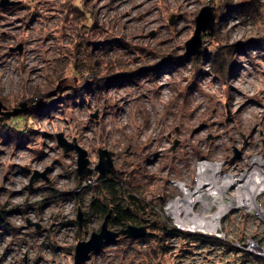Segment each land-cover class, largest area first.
<instances>
[{
    "label": "rangeland",
    "instance_id": "374dc122",
    "mask_svg": "<svg viewBox=\"0 0 264 264\" xmlns=\"http://www.w3.org/2000/svg\"><path fill=\"white\" fill-rule=\"evenodd\" d=\"M9 1L0 5V98L24 110L0 121V264H75L77 243L106 217L95 196L140 204L146 221L168 226L169 180L193 186L204 158L238 174L253 154L264 160V0ZM207 5L214 29L202 34L200 59L188 60ZM217 51L231 61L226 77L211 66ZM60 132L88 150L91 167L100 148L111 151L115 186L82 187L78 153L58 144ZM161 242H114L81 264L190 261L191 249Z\"/></svg>",
    "mask_w": 264,
    "mask_h": 264
},
{
    "label": "built area",
    "instance_id": "2783aa9c",
    "mask_svg": "<svg viewBox=\"0 0 264 264\" xmlns=\"http://www.w3.org/2000/svg\"><path fill=\"white\" fill-rule=\"evenodd\" d=\"M262 161L263 164L255 165L258 166L256 169H252L254 166H251L250 162L246 168L247 176L242 181L250 179V182L255 185L258 181L256 177H264V160ZM243 170L239 174L243 173ZM227 173L222 170L223 175ZM96 174H98L97 177ZM234 174L238 175L237 172ZM179 181L178 179L169 180L170 188H175L177 194L167 199V203L183 196L184 192ZM98 182H100L99 173L96 171L92 175L85 176L82 187H89ZM236 186L226 189L222 203L228 206L217 221L213 213L219 210L221 202H215L210 212L205 214L207 220L205 226L187 229L180 227L175 220L168 225L176 230V233L164 238L163 243L168 252H176L177 249L182 251L184 247L191 249V256H188L191 257L190 261L187 263L180 259L177 264H264V182L256 191L254 203L235 201L234 194H227L233 187L235 193ZM251 186L248 187L251 188ZM176 207L182 208V204L177 202Z\"/></svg>",
    "mask_w": 264,
    "mask_h": 264
},
{
    "label": "water",
    "instance_id": "95a60500",
    "mask_svg": "<svg viewBox=\"0 0 264 264\" xmlns=\"http://www.w3.org/2000/svg\"><path fill=\"white\" fill-rule=\"evenodd\" d=\"M14 4L9 0H2L0 5L6 7L7 5ZM213 6L207 5L203 7L197 17H196V27L195 32L190 39L186 41V52L185 57H192L193 55H199L206 50V46L203 47V37L202 34L214 29L216 22V15L213 12ZM21 49V46L19 47ZM26 103H23L22 106H25ZM24 109L15 108L12 110L7 109V106L4 104L3 100L0 98V121L4 118H9L13 115L18 114ZM93 116H97L96 114ZM58 144L64 148L66 152L71 150H76L78 153V175L80 177L92 175L97 171L100 175H106L109 173H115L116 167L114 165L113 153L107 149H99V162L91 167V160L89 158V152L86 148L82 147L76 139L73 142L68 141L62 132L57 133L56 135ZM234 159L239 158L240 151L235 150ZM47 169L43 173L36 172L34 178L39 176L45 177ZM113 208L107 213L105 220L99 231H94L91 237L87 240H80L76 245L75 250V264H81L83 261L87 260L90 254L93 252H100L104 246L114 243L120 236L132 239H141L144 238L148 233L151 226H155L157 222H150L142 225H137L129 223L120 229L110 228L109 221L112 216ZM2 214V209L0 208V215ZM79 224L83 223V213L79 211L78 215Z\"/></svg>",
    "mask_w": 264,
    "mask_h": 264
},
{
    "label": "bare ground",
    "instance_id": "6f19581e",
    "mask_svg": "<svg viewBox=\"0 0 264 264\" xmlns=\"http://www.w3.org/2000/svg\"><path fill=\"white\" fill-rule=\"evenodd\" d=\"M262 158L261 154H253L251 156V166H254L252 169L258 167L255 165L263 164ZM222 167V162L211 161L207 158L201 159L198 164L196 184L191 186L185 181H179L184 194L183 196L177 197L175 200L169 201L166 209L169 214L174 217L180 227L196 229L205 226L207 224L205 214L210 212L215 202H221L219 210L213 213L217 221L223 210L228 206L222 203L226 195V189L235 185H237L233 195L235 201H248L249 203H254L256 191L264 182V177H256L258 181L253 185L250 179L242 181L247 176L245 175L248 173L247 169H244L243 173L238 175L230 171L223 175ZM236 168L238 169L239 166H235L231 170ZM255 176L257 175L255 174ZM249 185H252L251 188L248 187ZM177 202L182 204V208L176 207ZM198 203L200 204V209L195 211L194 208ZM146 223L150 222L145 221V224Z\"/></svg>",
    "mask_w": 264,
    "mask_h": 264
},
{
    "label": "trees",
    "instance_id": "16d2710c",
    "mask_svg": "<svg viewBox=\"0 0 264 264\" xmlns=\"http://www.w3.org/2000/svg\"><path fill=\"white\" fill-rule=\"evenodd\" d=\"M222 53H224V51H217L216 55L214 54L215 57L213 59L210 58L209 54L203 55V57H205L204 59H206V58L211 59V66H212V68H214V71L220 77H226L232 68V64H231V61L228 64V60L226 58H224ZM190 58H187V59L189 60ZM191 59L199 60L200 57L195 56V57H192ZM199 71H198L199 73H201L203 71L202 67H199ZM81 178H83V177H81ZM99 180L103 183L104 186L112 188L115 186L116 182L118 180H120V175L118 174V172L109 173L106 175H100L99 174ZM91 205H92L94 210L95 209L98 210L103 216H106L107 213L109 212V210L111 208H113L112 216L110 218V225H112V226H118L121 228V227L126 226L129 223L142 224L143 222L146 221V219L142 215L143 212L141 213V211H143L144 209L142 208V210H141L140 204H137L136 208H134L132 206L125 205L122 202H117L114 205H109V204H106L104 201H102V199H100L99 197L95 196L91 200ZM1 216H3V215H1ZM1 219L2 218H0V221H1ZM155 229L159 230V234L149 232L148 235L142 239H145L148 237H151V238L154 237L155 238L156 235H159L160 239L162 241L161 247H162L163 251H165L167 249V247L163 243L164 238L167 235L176 233V230L168 227L166 225V223H162V224L157 223V225H155ZM121 241H127L128 243H133V241H135V239L120 236L115 242L119 243Z\"/></svg>",
    "mask_w": 264,
    "mask_h": 264
}]
</instances>
